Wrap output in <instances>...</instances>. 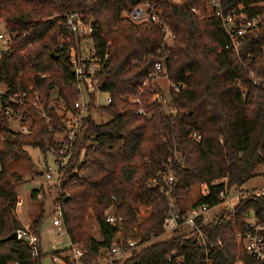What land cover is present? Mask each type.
I'll list each match as a JSON object with an SVG mask.
<instances>
[{
  "label": "trees",
  "instance_id": "16d2710c",
  "mask_svg": "<svg viewBox=\"0 0 264 264\" xmlns=\"http://www.w3.org/2000/svg\"><path fill=\"white\" fill-rule=\"evenodd\" d=\"M217 1L221 15L238 14L231 29L256 19L236 37V49L225 48L230 39L211 0H0V19L14 34L11 52L0 59V83L9 92H26L20 108L30 119L28 133L13 131L11 114L3 109L6 96L1 97L0 264H41L40 241L33 257L24 239H4L21 226L15 214V186L23 176L9 163L20 154L29 158L26 145L43 151L57 148L53 135L64 128L60 125L64 114L57 113L58 103L48 108L53 92L64 99L67 110H74L78 91L69 56L73 37L64 25L68 11L92 17L89 37L94 52L107 54L97 89L107 92L109 101L101 106L90 103L60 183L54 185L64 228L72 243L87 250V262L98 260L117 231L122 239L136 240L161 231L167 201L148 182L167 165L175 175L176 203L190 187L206 183L208 193L192 203L214 204L221 184L210 181L226 177L229 185L243 184L257 165L262 166L264 180V0ZM143 2L158 12L174 36L160 52L157 23L134 22L121 15ZM157 54H164L167 78L179 84L177 91L166 90L165 103L153 97L163 95L156 81L142 83ZM34 101L41 109L33 107ZM95 109L108 118L97 121ZM41 110L47 111L53 130ZM174 149L180 158L173 156ZM37 193L33 189L31 194ZM109 206L117 217L112 223L105 220ZM248 209L264 225L263 197L239 199L214 222L200 225L197 219L212 245L207 254L212 264H264L233 233L234 227L243 225ZM89 211L98 223L99 238L85 228ZM41 219L42 214L32 219L39 240ZM204 257L203 248L176 229L126 258L105 264H204Z\"/></svg>",
  "mask_w": 264,
  "mask_h": 264
},
{
  "label": "built area",
  "instance_id": "2783aa9c",
  "mask_svg": "<svg viewBox=\"0 0 264 264\" xmlns=\"http://www.w3.org/2000/svg\"><path fill=\"white\" fill-rule=\"evenodd\" d=\"M211 5L214 8L215 14L220 16L224 29L230 39L229 44H226L225 48L231 46L236 49L238 45L236 37L244 32L245 27L253 25L256 19L251 18L250 20H246L244 23L239 22L235 29H231L229 25L233 23L234 17L238 14H227L223 16L219 10L217 0H211ZM121 15L134 22L147 21L157 23L161 30V41L158 49L159 52L162 46L172 44L174 38L172 32L169 30L168 26L162 22L158 12L152 10L147 2L137 4L131 9L123 11ZM64 25L69 34L73 37V44L71 43L69 46V56L72 71L74 72L76 78L75 87L78 91V96L74 102V110H67L64 99H57L56 92L51 94L48 103V108H52L56 105V103H58L63 108L62 114H64V117L62 118L64 128L56 131L53 135V140L57 147L54 150L56 155V167L48 166V170L44 172L46 178H53L58 183L62 176V168L70 157L71 147L73 146L76 135L81 130L82 119L88 112L90 103L95 104L96 90L98 87L97 81L99 80L100 73L105 70V59L107 57L106 53L104 55L95 54L93 45L92 50H90V52L86 55L79 51L81 38L89 37L93 29L91 16H84L78 11H68L64 13ZM13 35L14 34L5 28L0 29V59L4 58L11 52ZM163 60L164 54H157L155 56L151 64V68L147 73V77L142 81V83H145L148 80L154 81L157 77L162 76L167 79L168 88H171L173 91H177L179 84L174 83L167 78ZM0 86V111L2 109L1 97L5 95V101L8 104L3 107L4 112L11 114L13 119L21 115L27 117V115H24L23 109L20 108V106L25 103L24 97L26 92H9L7 86L1 83ZM153 97L163 103L166 101V97L159 93L155 94ZM108 101L109 97L107 96L106 102ZM9 103H14V107L9 106ZM32 105L37 109H41V105L37 101H34ZM41 113L46 118L49 129L53 130V125L47 111L41 110ZM65 121L69 122V124H67L69 127L68 131L65 130ZM19 131L28 133L30 128L29 126L26 127L23 125ZM61 133L62 135L59 138V134ZM192 135L199 137L195 132H192ZM172 154L174 157L180 158L175 149ZM167 161H170V157L167 158ZM174 182L175 175L169 165H167L164 170L158 171L155 178H149L148 184L156 186L158 191L163 194L167 201V210L162 219L161 231L159 233L151 235L145 240H136L131 238L122 239L117 231L109 246L101 249L102 255L94 263L86 261L85 255L87 250L85 248L79 244L72 243L71 241L66 248H56L55 250L59 249L60 251L57 254L52 253L53 258L59 264L112 263L115 260L119 261L133 254L138 247L144 246L149 241L170 236L172 232L177 229L185 233L186 236L192 237L196 245L203 248L205 253L204 264H212L211 259L207 256L212 245L208 244L206 236L201 231L200 225L216 221L221 211L232 210L234 204L239 199L258 197L264 198V180L260 185L244 187L242 184L229 185L226 177H220L209 182L210 184H221L217 194L218 201L216 203L211 205L205 202L193 204L192 201L186 206H183L180 203V200H178V203L175 202L173 196ZM208 188L209 187L206 183H199V189L196 197L200 195L205 196L208 193ZM233 199H236V202L232 203ZM19 205L20 201H17L15 207L16 210L19 209ZM54 207L56 216L54 217L53 223L56 225H63L62 207L60 203H56ZM109 208L111 207L109 206L105 211V220L112 223L117 220V217L113 214L112 209ZM197 219L200 220V225H198ZM225 219L228 220V217L226 216ZM15 232L17 234L16 238L24 239L28 242L33 257L38 255V244L40 240L32 227V223H21V226L17 227ZM233 233L236 241L242 244L250 255L264 261V225L257 220L252 209H248L244 216L243 225L241 227H234ZM14 264H18L17 261H15Z\"/></svg>",
  "mask_w": 264,
  "mask_h": 264
},
{
  "label": "rangeland",
  "instance_id": "374dc122",
  "mask_svg": "<svg viewBox=\"0 0 264 264\" xmlns=\"http://www.w3.org/2000/svg\"><path fill=\"white\" fill-rule=\"evenodd\" d=\"M3 28V21L0 19V29ZM90 50H92V39L90 37L81 38L79 51L86 55L90 52ZM154 81L161 86L163 95L166 97V90L168 89L167 79L161 76L157 77ZM97 82L99 83V80ZM107 96V92L97 89L95 105H105ZM59 106H57L56 110L57 113L61 115L63 108ZM165 108H167L166 105ZM92 112L97 121H105L108 118V115L105 112H100L98 109H95ZM60 121V125H63L62 119ZM29 124L30 120L22 115L14 119L11 118L9 122V125L12 128L18 130H20L23 125L28 127ZM67 124H69V122L65 121L66 131H68L69 128ZM61 135L62 133L59 134V138ZM25 148L27 149L29 158L24 154H20L16 159L10 161L9 163L10 169L17 170L23 176V180L15 186L18 195L17 201H20L19 210L15 209V214L17 218L19 213L20 217L27 220V222H25L26 224L32 223V216L37 217L39 214H42L40 224V244L43 250V256L41 257V264H59L53 258L52 252L56 248H66L69 245L70 239L62 224L56 225L53 223L54 217L56 216L54 207L56 204L54 202L56 189L54 185H58L60 181L58 183L53 178L48 179L44 173L48 170V166L56 167V155L53 149L43 151L38 146L32 145H26ZM261 170L262 166L257 165L255 168V174L245 181L242 186L247 187L262 184L263 179L260 175ZM33 189H38L36 197H33L31 194ZM198 189L199 184L190 187L188 193L179 198L180 203L183 206H186L189 202L194 201L197 196ZM234 202H236V199L232 200V203ZM110 207L111 208L109 209L113 208V206ZM139 214L143 215L142 209L139 210ZM85 228L95 237H100L98 223L91 211L87 214ZM140 248L141 246L136 250Z\"/></svg>",
  "mask_w": 264,
  "mask_h": 264
},
{
  "label": "water",
  "instance_id": "95a60500",
  "mask_svg": "<svg viewBox=\"0 0 264 264\" xmlns=\"http://www.w3.org/2000/svg\"><path fill=\"white\" fill-rule=\"evenodd\" d=\"M13 131H15V130L13 129ZM16 237H17V234L15 231H13L8 236H6L4 239L7 240V239H11V238H16Z\"/></svg>",
  "mask_w": 264,
  "mask_h": 264
},
{
  "label": "crops",
  "instance_id": "0c3cea01",
  "mask_svg": "<svg viewBox=\"0 0 264 264\" xmlns=\"http://www.w3.org/2000/svg\"><path fill=\"white\" fill-rule=\"evenodd\" d=\"M17 196H18V195H17ZM18 210H19V209H18ZM18 212H19V211H18ZM33 217H34V216H32V219H33ZM18 219L20 220L21 223H25V222H27V220H25L24 218H22V217L19 216V213H18ZM32 219H31V220H32ZM28 221H29V220H28ZM40 238H41V235H40Z\"/></svg>",
  "mask_w": 264,
  "mask_h": 264
}]
</instances>
